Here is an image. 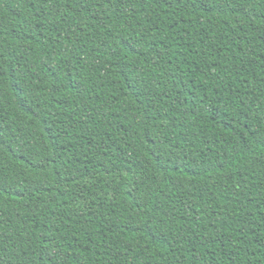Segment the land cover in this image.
Segmentation results:
<instances>
[{
  "label": "trees",
  "instance_id": "trees-1",
  "mask_svg": "<svg viewBox=\"0 0 264 264\" xmlns=\"http://www.w3.org/2000/svg\"><path fill=\"white\" fill-rule=\"evenodd\" d=\"M0 264H264V0H0Z\"/></svg>",
  "mask_w": 264,
  "mask_h": 264
}]
</instances>
